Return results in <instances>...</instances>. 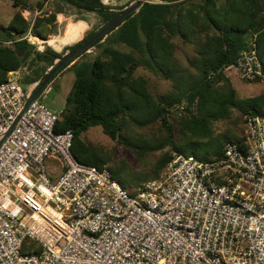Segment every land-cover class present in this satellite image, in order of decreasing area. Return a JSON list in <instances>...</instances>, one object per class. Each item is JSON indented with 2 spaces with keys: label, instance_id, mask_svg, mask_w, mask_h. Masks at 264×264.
<instances>
[{
  "label": "built area",
  "instance_id": "2783aa9c",
  "mask_svg": "<svg viewBox=\"0 0 264 264\" xmlns=\"http://www.w3.org/2000/svg\"><path fill=\"white\" fill-rule=\"evenodd\" d=\"M227 68L264 79L254 43ZM19 78L0 82V264H264V115L245 114L219 158L173 151L132 193L74 156Z\"/></svg>",
  "mask_w": 264,
  "mask_h": 264
},
{
  "label": "trees",
  "instance_id": "16d2710c",
  "mask_svg": "<svg viewBox=\"0 0 264 264\" xmlns=\"http://www.w3.org/2000/svg\"><path fill=\"white\" fill-rule=\"evenodd\" d=\"M8 1L16 10L7 26L0 25L11 36L7 43L0 40V82L7 79L9 72L21 71L19 81L24 88L40 82L65 51L79 47L125 10L105 5L102 0H52V10L30 21L21 11H32L33 5L27 0ZM46 2L37 1L35 6L42 10ZM66 10L74 11L77 15L74 21L81 20L80 27L87 22L84 13L97 15L102 26L97 31H88L61 52L48 45L38 50L25 38L30 31L45 39L44 25L54 23ZM178 39L193 44L195 72L176 63L174 50ZM252 43L264 70V0L146 1L87 48H95L87 53L93 52V57L84 56L83 50L52 76L49 83L55 84L53 80L62 71L74 72L73 88L59 114L56 130L72 131V153L79 161L103 168L107 167L108 159L83 139L91 127L99 126L105 135L120 142L124 139L122 132L131 125L141 127L159 122L166 129V136L156 146L162 149L173 143L168 116L176 111L173 117L178 120L182 139L178 145H172L174 151L203 160L219 158L223 146L213 123L227 117L229 109L236 106L234 90L224 78V71ZM78 57L83 58L79 61ZM139 68L164 79L175 78L173 89L178 92L155 98L146 79L135 76ZM222 79L224 84L217 85ZM240 110L242 116L260 114L255 108ZM172 152L162 154L163 167Z\"/></svg>",
  "mask_w": 264,
  "mask_h": 264
},
{
  "label": "rangeland",
  "instance_id": "374dc122",
  "mask_svg": "<svg viewBox=\"0 0 264 264\" xmlns=\"http://www.w3.org/2000/svg\"><path fill=\"white\" fill-rule=\"evenodd\" d=\"M27 1L34 6V10L28 11L24 9L21 12L22 15L30 21H33L36 15H42L44 12H49L53 9L52 0H47L42 10H39L35 6L36 2L40 0ZM136 1L138 0H134V2ZM147 1L159 2L160 0ZM134 2H131V0H113L112 6L117 8L123 7L122 10H124ZM15 10L16 9L11 5V1L0 0V25L7 26ZM76 16L74 11L69 10L59 14L54 23L44 25L42 33L46 38L35 36V39L32 38L33 41L30 43H34L38 50H43L45 45L52 47L54 45L63 44L58 47H52L54 50L59 49L56 51L61 52L65 46L78 42L80 37L82 39L88 31H97L102 26L97 15L93 13H84L87 19L84 27H80L81 20L74 21ZM53 38L55 39L51 40V46L48 44L47 40ZM89 50L94 51L95 48L87 49L84 56L91 55L93 57V52L87 54L90 52ZM68 51H65L63 56ZM83 57H78L77 59L80 61ZM174 58L180 68L195 72L196 68L192 64L195 58V49L192 43H185L181 39L176 40ZM134 74L135 76H141L146 79L147 88L155 98L161 95L175 94L178 92L177 89H173L175 78L170 77L164 79L143 68L137 69ZM224 74V78L229 80L234 90L236 106L229 109L231 112L227 117L213 123V129L216 134L219 135L222 146L227 141L243 139L244 124L240 108H255L259 110L260 114L264 112V96H262V94H264V79L259 81L243 80L233 68H226ZM18 75H21V71H18ZM53 81L55 84L51 82L48 83L45 88L50 87V90L48 92H45V89L42 90L38 95V99L50 111L60 114V112L65 109L66 97L69 96L72 91L74 72L73 70L66 69L57 75ZM221 84H224V79L219 81L217 85ZM193 109H196V106H194ZM195 112L198 113L197 109ZM172 113L168 116V121L172 125V145H178L182 138H180L181 134L179 132L178 120H175L173 117L176 115V111ZM122 134L124 139L119 142V140L111 139L105 135L99 126H94L84 133L83 139L100 149L103 156L108 159L107 167H109L108 170L112 177L121 184L122 187L133 193L144 183L161 177L166 170V166L163 167L160 162L162 154L166 151L172 152L174 149L172 145L164 146L162 149L156 147L166 136V129L162 127L159 122L141 127L131 125V127L125 129ZM145 141L149 144H146ZM199 155L201 156L202 153L200 152ZM208 157H210L209 154ZM47 165L50 166L49 163H47Z\"/></svg>",
  "mask_w": 264,
  "mask_h": 264
},
{
  "label": "water",
  "instance_id": "95a60500",
  "mask_svg": "<svg viewBox=\"0 0 264 264\" xmlns=\"http://www.w3.org/2000/svg\"><path fill=\"white\" fill-rule=\"evenodd\" d=\"M147 0H138L131 4L129 7H127L123 12H121L115 19H113L111 22L106 24L104 27L99 29L93 36H91L88 40L83 42L79 47L72 51H68L65 53V55L61 58L55 61V65L50 67L48 69V72L46 73L45 77L37 83L36 88L30 98V101H32L34 98H36L39 93L43 90V88L49 83L52 76L62 67L64 63H66L68 60H70L72 57L77 55L83 50H87V48L95 42L97 39H99L102 36H105L106 33L111 30L113 27H115L119 22H121L128 14L131 12L137 10L144 2ZM0 40L3 42H9L11 40V36L7 34V31L5 29L0 28Z\"/></svg>",
  "mask_w": 264,
  "mask_h": 264
},
{
  "label": "crops",
  "instance_id": "0c3cea01",
  "mask_svg": "<svg viewBox=\"0 0 264 264\" xmlns=\"http://www.w3.org/2000/svg\"><path fill=\"white\" fill-rule=\"evenodd\" d=\"M55 38H53V39H50V40H47V42H48V44L49 45H51V40H54ZM56 41H57V39H56ZM52 46V45H51ZM53 47V46H52ZM54 48V47H53Z\"/></svg>",
  "mask_w": 264,
  "mask_h": 264
},
{
  "label": "bare ground",
  "instance_id": "6f19581e",
  "mask_svg": "<svg viewBox=\"0 0 264 264\" xmlns=\"http://www.w3.org/2000/svg\"><path fill=\"white\" fill-rule=\"evenodd\" d=\"M64 39V38H63ZM62 40V39H61ZM67 40V39H66Z\"/></svg>",
  "mask_w": 264,
  "mask_h": 264
}]
</instances>
